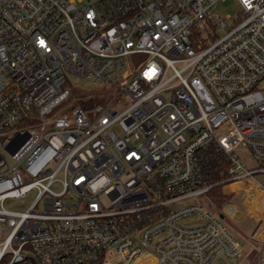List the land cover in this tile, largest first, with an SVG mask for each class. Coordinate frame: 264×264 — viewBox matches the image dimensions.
Masks as SVG:
<instances>
[{
	"label": "built area",
	"instance_id": "2783aa9c",
	"mask_svg": "<svg viewBox=\"0 0 264 264\" xmlns=\"http://www.w3.org/2000/svg\"><path fill=\"white\" fill-rule=\"evenodd\" d=\"M218 1L0 0V264L240 256L219 217L177 206L207 196L214 146L231 163L226 187L248 186L229 192L264 220V185L245 181L264 172V0L208 26Z\"/></svg>",
	"mask_w": 264,
	"mask_h": 264
},
{
	"label": "rangeland",
	"instance_id": "374dc122",
	"mask_svg": "<svg viewBox=\"0 0 264 264\" xmlns=\"http://www.w3.org/2000/svg\"><path fill=\"white\" fill-rule=\"evenodd\" d=\"M241 11L242 6L237 0L218 1L208 9L209 22L207 23V25H215L219 23L220 19H223L228 15L232 16L233 18H238ZM71 80L73 85L78 86L85 91L95 92L100 88V85H94L82 77L74 76L71 78ZM242 155L246 159L248 167H255L258 165L253 156L246 150H243ZM249 180H256L264 185V172H259L255 174V176L245 179V181ZM239 186L240 187L238 190L248 187L243 182H239ZM54 188L57 189L60 187L58 185H55ZM225 189L230 191L229 186L225 187ZM234 194L233 197L224 204H235L237 206L238 212L233 218L229 217L227 214H224V217L221 218L220 214L222 213V211H220V209L211 200H209L206 195L198 196L187 201L184 200L177 205L184 206L194 203H200L201 205H203L205 211H208L213 215L219 217L232 234L244 240V250L235 260L229 259L223 253H218L208 264H255V262L258 260V256L262 246L261 244L254 242L253 240L251 241L248 238V235L252 233L254 229V225L249 222L243 211L245 208V204L243 203L244 191H241L240 193H237L235 195ZM29 202L30 198L27 199L26 203L14 201V203L10 205H12L17 210L22 211L27 207ZM201 219L202 218L200 217V214L196 212L191 215V220L184 221L185 223L191 224L192 222L201 221Z\"/></svg>",
	"mask_w": 264,
	"mask_h": 264
},
{
	"label": "trees",
	"instance_id": "16d2710c",
	"mask_svg": "<svg viewBox=\"0 0 264 264\" xmlns=\"http://www.w3.org/2000/svg\"><path fill=\"white\" fill-rule=\"evenodd\" d=\"M85 105L83 101L80 102ZM203 166L207 183L211 186L207 192L208 198L220 209L233 197V193L225 189L230 178V166L228 158L214 146L203 150ZM238 182L230 185V189L238 190Z\"/></svg>",
	"mask_w": 264,
	"mask_h": 264
},
{
	"label": "crops",
	"instance_id": "0c3cea01",
	"mask_svg": "<svg viewBox=\"0 0 264 264\" xmlns=\"http://www.w3.org/2000/svg\"><path fill=\"white\" fill-rule=\"evenodd\" d=\"M238 184H239V182H238ZM239 187H238V189H239ZM247 219L249 220V222L251 224L254 225V229H253L252 233H250L248 235V238L251 241L253 240L254 242H257V243L261 244V246H262L261 250H262L264 248V220H261V221L258 222L256 220L250 219L249 217H247ZM238 238H239V240L242 242V244L244 246V243H245L244 240L242 238H240V237H238Z\"/></svg>",
	"mask_w": 264,
	"mask_h": 264
},
{
	"label": "water",
	"instance_id": "95a60500",
	"mask_svg": "<svg viewBox=\"0 0 264 264\" xmlns=\"http://www.w3.org/2000/svg\"><path fill=\"white\" fill-rule=\"evenodd\" d=\"M220 217L223 218V217H224V213H221V214H220Z\"/></svg>",
	"mask_w": 264,
	"mask_h": 264
},
{
	"label": "snow or ice",
	"instance_id": "6c2138e0",
	"mask_svg": "<svg viewBox=\"0 0 264 264\" xmlns=\"http://www.w3.org/2000/svg\"><path fill=\"white\" fill-rule=\"evenodd\" d=\"M40 43H41V45H43V41H41Z\"/></svg>",
	"mask_w": 264,
	"mask_h": 264
}]
</instances>
